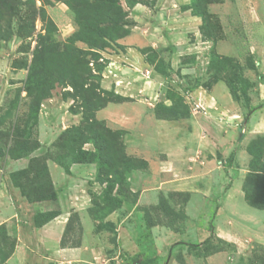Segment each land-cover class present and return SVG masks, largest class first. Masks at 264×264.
I'll return each mask as SVG.
<instances>
[{
    "label": "rangeland",
    "instance_id": "obj_1",
    "mask_svg": "<svg viewBox=\"0 0 264 264\" xmlns=\"http://www.w3.org/2000/svg\"><path fill=\"white\" fill-rule=\"evenodd\" d=\"M261 23L257 0H0V264H256L264 134L201 96L264 120Z\"/></svg>",
    "mask_w": 264,
    "mask_h": 264
},
{
    "label": "crops",
    "instance_id": "obj_2",
    "mask_svg": "<svg viewBox=\"0 0 264 264\" xmlns=\"http://www.w3.org/2000/svg\"><path fill=\"white\" fill-rule=\"evenodd\" d=\"M257 4H258V9L260 11V16L262 19V23L258 26V31H260L259 33L262 35L260 36L262 38V42L264 43V0H257ZM261 43H259V45H255L252 47V49H255L258 51L261 61L263 63V69H264V48L261 47L262 45H260ZM264 71V70H263ZM198 92V91H197ZM196 92V93H197ZM196 93H194V95H197ZM201 99H205V103L207 105H211L212 102H214L216 105H218V111L214 112V116L218 117L219 112H230L232 115L228 116V119L226 118H222L221 123L224 125H228V123H237V131L231 130L229 131V136L231 139L236 138L237 140H239L240 138H242L243 140H247L250 136H258V135H263L264 134V120L260 119L261 113L262 112H255V114H253L251 116V119L249 122H247L246 124L244 123V119L242 120V118L240 117V115H233L232 112H236V106L235 103L231 100L227 89L224 86H221V84L215 86L213 88V90L209 91L208 93L206 92V94H202ZM199 99V96L197 97ZM262 110L264 111V108H262ZM229 114V113H228ZM247 127V131L243 132V127ZM219 137V136H218ZM235 154V152H232ZM231 153V154H232ZM230 154V155H231ZM229 155V157H230ZM226 157V156H225ZM248 157L251 158V156ZM248 158V159H249ZM229 159V158H228ZM209 165V169L210 167L214 168V172L215 174L220 175L221 177H227L229 175V173H231L230 175L234 176V174L242 177H245V175L249 172L248 167H244L242 169H239V171H241V174L239 175L237 168H229L227 169V167H225L222 163H216V160L212 159L211 161L207 162L206 166ZM238 182V181H237ZM239 182L241 183L242 180H239ZM241 199L242 202L239 206L240 210H239V214H240V225H241V238L245 239L247 242H254V243H258L261 245H264V209H261L259 207H254L251 206L247 203L246 201V196L245 193L242 192L241 194ZM55 225V226H54ZM51 227H55L54 229L59 230L57 232V238H56V244L60 243V240L62 238V234L61 233V228L62 226L60 224H58L57 222H53L52 224H50L49 226H47L48 231L50 232L49 229H51ZM228 228V227H227ZM45 229V228H44ZM43 232V230H41ZM41 232V233H42ZM232 233V232H231ZM42 234H40V236H42ZM231 240L227 239V238H219V239H223V241H231L232 243H236L237 245V241H239V243H241L240 245H245L242 242V239H238L236 236L230 234ZM236 241V242H235ZM240 247V246H239ZM241 249V248H238ZM78 248H73V249H67V248H62L60 249L61 254H59L61 257H65V259L68 258H72V257H79V252H78ZM18 253V252H17ZM208 264H226V258L224 256V254H218L216 256L213 257H209L207 258ZM8 264H13V259L9 260ZM18 264V262H17Z\"/></svg>",
    "mask_w": 264,
    "mask_h": 264
},
{
    "label": "trees",
    "instance_id": "obj_3",
    "mask_svg": "<svg viewBox=\"0 0 264 264\" xmlns=\"http://www.w3.org/2000/svg\"><path fill=\"white\" fill-rule=\"evenodd\" d=\"M234 157H235V154L232 153V154L230 155L229 159H228L229 163H231V162L233 161ZM53 196L55 197V193L53 194ZM40 227H42V226H40ZM211 227H212V226H211ZM212 229H213V227H212ZM212 233H213V235L211 234V236H210L209 239H211L212 237H213V238L216 237L215 234H214V230H213ZM209 239H208V240H209ZM208 240H207V241H208ZM255 258H256V264H264V253H262V254H260V255H257Z\"/></svg>",
    "mask_w": 264,
    "mask_h": 264
}]
</instances>
